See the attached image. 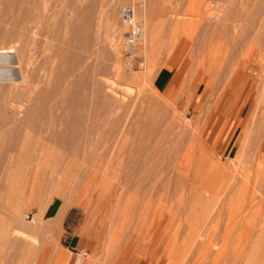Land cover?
<instances>
[{"label": "rangeland", "instance_id": "obj_1", "mask_svg": "<svg viewBox=\"0 0 264 264\" xmlns=\"http://www.w3.org/2000/svg\"><path fill=\"white\" fill-rule=\"evenodd\" d=\"M11 1L13 0L7 2L0 0V53L3 52L1 46L19 44L15 36L16 32L23 31V28L21 29L23 24L17 25L15 20L20 19L21 14L28 11L36 23L33 22L35 27L32 24L34 28L29 32L31 34H26L28 38L23 39L33 47L32 49H38L40 51L38 54L41 53L35 66V72L43 80L40 85L45 90L50 89L52 85L56 93L53 92L55 99L47 102L52 110L53 120L48 121L44 118L40 120L38 132L22 120L20 122V117H17L19 120H15V123L19 121L25 124L18 123L20 126L17 124L16 134L15 131L13 133L15 137L12 136L18 143L20 142L17 145L18 149L14 145L7 148L8 151L5 149V152L3 146H0L2 148L0 150L3 151H0V185L4 183L0 186V221L5 218L8 224V220H11L9 224L21 232L16 237V244L4 250L9 258L8 264H55L52 260L54 247L61 238L65 239L77 232L87 235L90 241L84 255L74 254L75 258L71 264H237L235 261L237 258L233 256L236 257L235 253L242 251V248L238 242L235 244L233 235L226 230L228 217L233 214L227 212L224 207L220 210L218 204L224 202L221 200V203L216 197L220 192L223 193L226 187L229 189L228 185H234L235 171H231L233 174L227 172L230 176L224 173L226 171H223L221 176H217L220 171L210 176L193 167L195 166L193 159L197 165V157L194 155L197 156L198 152L197 144L194 145L193 142L191 148L197 152L190 151L194 154H189V160L190 156L192 157L191 162L189 161L192 166L185 170L190 180L185 186H176L177 191L174 188H170L171 191L169 187L167 188L164 165L160 161L153 160L152 170L157 173L155 177H158L160 172L163 174L159 175L161 180L159 177L155 178L153 183L154 177L151 176L149 181L142 184L128 181L126 172L131 167H128L130 163L127 156L132 149V143L129 144V141L136 137L141 140L142 135L126 133L121 136L118 125L124 110L119 104L114 107L112 103L110 115L104 113L102 105L93 94L99 81L94 88L87 86L85 103L68 100L64 92L70 88V77H59L57 70L75 61L81 69L96 67L97 72H106L101 73L107 75L105 77L100 73L95 74V77L102 81L100 86L106 87L103 95L109 93V99L113 96L116 100H131L133 103L131 110L134 112L137 110L143 114L150 99L151 111L156 114L152 111L149 116V118L153 116L149 129L152 132L148 131L150 134L147 137L152 140L151 142H157L163 150H168L174 136L163 133L168 118L166 119V114L160 113V107H164L163 110L170 109L168 111L171 112V107L175 104L173 108L174 111L176 108V115H181L187 120L195 117L193 121L200 124L199 128L196 127L198 130L195 129L200 137L197 133L194 135H197L195 138L201 140L203 138L204 148L207 147V151L202 148L204 157L213 158L212 161L215 159L216 162L219 161L221 165L230 168L234 166L240 170L242 165L247 168L253 157L252 152L256 154L259 146L257 143L263 138L261 129L264 122V0H30L32 1L30 4L29 0ZM126 2L131 5L132 20L138 24L145 23L149 37L148 43H142L144 42L142 39L138 41L140 45L136 44L132 55L130 54L132 50L124 43L129 25L123 22L119 15L120 7ZM136 5H140L143 11L138 19L133 18ZM14 25L15 28L20 25V29L18 27L16 30ZM13 33L15 35H12ZM116 52L119 53V60L122 62L118 60V63ZM8 54L13 59L16 58L15 52L11 51ZM52 61L56 69L52 74L55 78L52 77L50 85L48 77L51 74ZM118 68L127 73L126 75L137 73L140 80L122 79L121 75H118ZM239 69L244 71L252 85L247 94H240L236 102L231 103L227 94L230 86L240 85L243 80L242 76L236 75ZM12 70L17 75L20 73L17 67ZM203 70L207 73L214 71L213 80L210 73L201 75L204 76L203 79L199 77L200 74H204ZM195 77L196 79H193ZM210 78L215 82L212 85V82L210 83L214 92L209 95V101L198 105L196 94L201 86L194 88L193 84L198 79L210 81ZM105 79L108 82H105ZM190 80L193 83L190 84ZM107 84L112 85L113 92L112 89H108ZM189 85L192 86L191 91ZM255 86H260L261 89L257 87L256 90ZM188 92L194 97L189 99L186 94ZM248 97L258 109H254L256 113L253 118L254 124L250 116L247 128L243 131L246 119L244 107ZM104 99L107 101L106 97ZM227 102H230L228 106L225 105ZM172 103L173 106H170ZM200 111L202 116L199 117ZM78 116H83L85 123L90 127L89 145L85 151L82 150L83 153L79 151L70 155L66 151V146L59 144L54 135L60 132L69 133L68 122ZM21 130L24 131V135ZM25 130L31 132L27 134ZM163 134L165 140L162 139ZM190 136L192 133L187 130L184 134L175 136V139L180 145L184 140L190 139ZM37 144L41 149L37 148ZM83 154H88L91 157L90 161L86 162ZM5 156L7 161L11 159L12 161H4ZM244 156L245 158L248 156L249 161ZM20 159L25 161V172L16 179L14 172ZM67 160L70 161L69 164ZM258 161V164L251 167L249 174L251 177L248 180L251 182H246L244 188L245 190L249 186L246 196L241 191L239 193L241 203L238 202L239 199L236 203L237 206L240 203L237 209L240 210L242 207L240 211L247 212L246 217L250 218V214L254 220L257 219V223L263 225L257 224L255 227L251 217L250 229H254L252 225L258 231L261 227L260 230L264 234L262 228L264 177L255 174L257 166H260L258 170H261L264 164L260 165L261 161ZM33 162L38 164L42 172L35 184L31 183L30 174ZM216 176L218 179L215 180ZM223 180L227 184L226 187ZM12 182H18L20 192L19 196H16L18 193L16 195L13 193L9 198L6 189ZM36 184L38 188L33 201L32 195ZM221 186L224 187L219 191ZM230 188L234 190L236 187ZM206 189L209 192H204L206 197H203L202 193ZM233 190L224 192L228 196ZM27 192H29L27 202L23 206L22 200ZM39 208H42V212L37 216ZM53 208L60 212L58 217L50 220L48 213ZM253 231L249 242L255 244L257 243L254 241L255 234L258 233V237L263 235L257 230L253 234ZM252 244L251 247L250 243H247L250 248L248 249L246 245L242 251L253 252L250 254V261L246 263L243 256L241 263L264 264V247L262 248L264 243H259L261 246L257 243L256 245L260 247L256 246L253 250Z\"/></svg>", "mask_w": 264, "mask_h": 264}, {"label": "bare ground", "instance_id": "obj_2", "mask_svg": "<svg viewBox=\"0 0 264 264\" xmlns=\"http://www.w3.org/2000/svg\"><path fill=\"white\" fill-rule=\"evenodd\" d=\"M13 1H15V0H13ZM13 1H11V2H13ZM6 2H7V0H6ZM28 2L30 4L32 1L30 2V0H29ZM134 9H135V13H134L133 18H137L138 19V16L143 13V11L141 10V6L140 5H136ZM87 12L88 11H86V13ZM82 13H84V12H82ZM21 15H22V17L20 19H18L16 17L17 19L15 20V24L16 23H17V25L18 24H23V27H21V29L23 28V31H21V32L19 31V33H17L15 31V29L16 28L18 29V27L20 29V25L18 27H16V28H15V25H14V28L15 29H13L16 32V36L15 37L19 41V44L17 46H16V44L15 45L1 46L2 49H3V52L0 53V139H2V140H0V142H2V141L4 142V143H1L3 145L0 144V146L1 147L3 146L2 148H4V151H5V149L7 150V148L9 149L10 147H14V145H16V148L18 149L19 146L17 147V145H19L20 142L18 143V141H16L17 139L15 140V138H13V137H15V136H13V133H14L15 130H17L16 125L18 123H20L21 120L24 123L32 126L38 132H39V130H40L39 128L41 126L40 125V120H43V118H44V120L46 119L48 121L49 120H53L52 110L49 107V105L47 104V102H49L50 100L52 101L53 99H55V97L53 98V96H54L53 92H55V91H53V89H52V87L54 88V86L51 85L52 84L51 83L52 82L51 79L53 77L52 74H53V72H55V69H56L55 68V64L53 65V61L54 60L50 63V69H51L50 72H51V74L48 77V81H50V82H48V84L50 83V85H51V88L50 89H52L51 90L52 92H51V91H48V90H50L49 88L47 90H45L40 85V83L43 82V80L41 79L40 75L37 74V72H35L36 71L35 66L39 62V56L38 55H41V53L38 54V52H40V51L38 49L37 50L32 49L33 47H30L26 43V41L23 39V38H26V34L27 33H29L31 30H33V28L35 27L34 24H33V22H35V21H33L34 19H33L32 15L29 14L28 11L25 12L24 14L22 13ZM32 24H33L34 27L32 26ZM139 25L141 26V32H140L138 38L135 41H133L132 43H130V44L126 42V39L124 41L125 45L129 49L132 50L131 53H130L131 55L134 53V47L136 46V44L138 43L140 45V43L138 42L139 40L142 39L144 41L142 43H144V44L149 42V37H148V34L146 32V25H145V23L144 24H139ZM29 34H31V33H29ZM12 35H15V34L13 33ZM27 38H28V35H27ZM138 44H137V46H138ZM136 48H138V47H136ZM11 51L16 53V58L15 59H13L12 56L8 54V52H11ZM118 54L119 53L116 52L117 61L120 58V55H118ZM119 61H121V59ZM119 61H118V63H119ZM68 63H69V61H68ZM16 67L20 69V71H19L20 73L18 75L15 73L14 70H12L13 68H16ZM239 70L236 71L237 72L236 75L242 76V79H243V80H241L242 82L240 83V85H237V86L236 85L235 86L234 85H231L230 86V90L227 92V94L230 97L229 98L230 99L229 101L231 103L232 102H236V100L240 96V94H242V93L243 94H247L249 92L250 88H251V85H252L251 82L247 79L248 77L244 74V71H242V70L239 71ZM57 71H58V74H60L59 77H61V78H63V77L64 78L70 77L69 78L70 88H69V90H67L66 92H64V94L66 95V98L68 100L74 101L75 103H85L86 100H87V86L90 85L91 87L93 86V88H94V87H96V84L99 81L100 83L98 82L99 85L97 86L99 88H97V87L94 88L95 90H93V94L96 97V99L98 100V102L102 105V108L104 110V113L105 114H109V112L112 111V106L115 105L114 107H116V105H118V104L124 110V114H122V116L120 117V123L118 125L119 126V130L121 132V136L123 137V135H126V133L129 134V135L130 134H140V135H142V139L141 140H138L139 137L138 138L136 137V139H133V140L131 139L129 141V144L132 143V149L129 150V152H128L129 155L126 153V155H128L127 156L128 157V162L130 163V165L128 167H131V169L126 172V178H127L128 181H136L137 183L142 184L143 182L149 181V178L151 176H153L154 177L153 178L154 179L153 183H154L155 180H156L155 178L158 179V177L160 178L159 175L161 174V176H163V174L160 172L159 175H157L158 177H155V175L157 173L155 174L154 173V170H152V162H153V160L160 161L164 165L165 172L164 171H162V172H164V174L166 173V177L165 178H166V186H167V188L168 187H169V189L170 188H174V190L177 191L176 190V186H179V185H184L185 186V184L188 183L189 180H190L188 178V175L185 173L186 172L185 170H187V168H190L192 166V164H190V162H191L190 160H192L191 159L192 157L190 156V160H189V154L190 155H194L193 153H190V151L192 149H194V148H191V145H193V142H194L195 143L194 145L197 144L196 146H197L198 152H197L196 149H195L196 151L192 150L193 152H197V154L195 153L197 156L194 155L195 158L197 157L196 158L197 165H196V163H195V161L193 159V163L195 164V166H193V167H195L196 169L201 170L204 173L206 172L207 175H210V176L211 175H214L215 172H218V171H220V173L218 172L219 175H217V176H221L220 174H222L223 171H226L224 173L231 172L232 170L235 171V172L232 171V172H234V175H235V177H234V175L232 177L236 178V181H235L236 184L232 180L231 182L234 183V185H231V184H230L231 186L228 185L229 186V189H232V188H230L232 186L233 187H236V188H234V190L232 189L233 190L232 194L233 193L234 194L233 195L232 194H229V192H231L232 190L229 191V189H227V187L225 186V185H227L226 182H225L226 179L224 178L225 179V181L223 180L225 182L224 186L229 191L227 193L229 195L228 196L226 195V193H225L227 191L226 189H225L226 191L224 190L225 192L224 191H223V193L220 192V194H222L221 196H219L220 195L219 192H218L219 195L218 196L216 195V197L219 199L220 202H221V200H223L222 202H224L223 204H218V208L220 210H222L223 207H224L226 210H228L227 212H229V213L232 212V214H233V216H231L230 214H229L230 216L228 215L229 217H228V222L226 223V230H228L227 231L228 233L230 232L233 235V241L235 240L234 241L235 244H237L236 242H238L240 244V245L239 244L238 245L242 248V251H244L243 248L247 245V243H250L249 246H251V244H252L251 243L252 241L251 242H249V241L251 240V234H252V231L254 229H255L254 230L255 232L257 230V232H261V234H262V231L260 230L261 227L259 228V231L255 227L257 226V224H259L260 226H263V225H261L260 223H257V221H256L257 219L254 220L253 219V216L252 215L250 216V214H249V217L250 218L252 217V219L254 221L253 224L255 225V227H253V225L251 224L252 225V228H254V229H250L249 223H250V220L251 219L248 218V217H246L247 212L246 213H243L244 211H240L242 207L240 208V210L237 209V207L241 203V200L239 199V193L242 191V194L245 193L244 195L246 196V193H247L246 190L249 189L248 188L249 186H247V189L244 190L245 185H246V182L247 183H250L251 182V181L248 182L249 178L251 177L249 175V174H251V171H250L252 169L251 167L254 164H256L258 160H259L258 162L261 161L260 165L261 164H264V153H262V152H264V122L263 121H262L263 122V125H262V128L263 129H261L262 130L261 133L263 135V138H262V140H261L260 143H257L259 145V146H257L258 147L257 148V151H256V149H254L256 151V154H254L255 152L254 153L252 152L253 157L250 159V162H249V165L247 166V168H246L245 165H242L243 167L245 166L244 167L245 169L242 170L243 167L241 166L242 168L240 170H238V169L234 168V166L232 167V165H231L232 168H230V167L221 165V163L219 161L216 162L215 159L212 161L211 159H213V158L208 159V158L204 157V155L202 153L203 152L202 151V148L205 147V145L203 144L204 142L202 141L203 138L201 140V138H195V135L196 134L194 135V133H197L195 131L196 127L199 128L200 126H198V125H200V124H197V121L196 122L193 121V118L195 119V117H192V119L187 120V119L181 117V115L179 116L177 114L179 116V119H178V117H177V115L175 113L176 108H175V111H174V108H173L175 106V104H174V106H173V103H172V105H170V106H173V107H171V112L168 111L170 109L166 110L167 109L166 108L165 110H163L164 107L161 108L162 106L161 107L159 106L160 107V110H161L160 113L161 114L164 113V115L166 114L165 115L166 116V119L168 118V122H165L167 125L165 124L166 125L165 126V132H163V133L164 134H167V135H172V137L174 136L173 139L170 141V146L168 147V150H166V149L163 150L162 147L157 144V142L156 143H153V142H151L152 140H150V138L147 137L150 134V133L148 134V131H149L150 126H151V124H150L151 121L150 120H151V118L153 119V116L149 118L150 114L153 111V110L151 111L152 108L150 107V104H151V100L150 99L148 100V98H147V100L149 102V105L146 106L147 108L145 107L146 109H145V111H143V114H144L143 115V114H141L137 110H136V112H134V110L133 111L131 110V108H132L131 107V104H133L131 102V100L128 101V99H127V101H124V99H122V100H120V99L118 100L117 99L116 100L115 98H114L115 99L114 100L113 99V96L111 95L112 97H110V98H112L113 99L112 100V99H109L108 98L109 93L106 94L107 96L106 95L105 96L103 95V92L106 90V89L104 90V88H106V87L100 86L101 83H102V81H100L99 78L95 77L96 76L95 74H99V73L101 74V73H106V72H97L96 67L81 69L75 61L72 62V63L67 64L65 68H60V70H57ZM104 71H106V70L104 69ZM197 72H199V71H197ZM213 72L214 71H212V73ZM11 73H13V74H11ZM203 73L204 74H200L199 77H201V75H205V73L207 75L209 73L212 74L211 71H208V73H207V72H205V70H203ZM126 74L123 73L120 70V68H118V75H121L122 79H127V80H130V81H138V80H140L139 79L140 77H139V75L137 73H131L129 75H126ZM196 74H198V73H196ZM101 75H103L104 77L107 76L105 74H101ZM103 76H101V77H103ZM202 77H204V76H202ZM210 77L213 80V77H215V76H213V74H212V75H210ZM53 78H55V77H53ZM211 78L209 79L210 81H208V80L203 81L202 80L203 78L201 80L198 79V81H196V83L193 84L194 85V88H198L199 86H201V87H199V91L197 92L198 94H196L198 96L197 97L198 105H199V103L201 104V103H205V102L209 101L210 100L209 99V95H211L214 92V91H212L211 86H210V83L212 82ZM107 79H108V77H107ZM193 79H196V77L193 78ZM105 82H108V81L105 79ZM105 82H103V84H102L103 86L105 85L104 84ZM189 82H190V84H191V82L193 83L192 80H190ZM213 82L211 83V85L213 84ZM237 84H238V82H237ZM46 86H48V85H46ZM107 86L109 87L108 89H112L111 90L112 92L114 91V89L112 88V85L111 84H107ZM260 86H262V85H260ZM260 86H257V87H260ZM189 87H190V91H191V87L192 86L189 85ZM257 87L255 86L256 90H257ZM99 89H103V90L100 91ZM260 89H261V87H260ZM258 92H259V90H258ZM110 94H112V93H110ZM186 94H187V96H188L189 99L192 97L191 96V92H188ZM151 95H149V96H151ZM105 97L107 98V101L108 102L104 99ZM215 98H216V96H215ZM110 100H111V102H109ZM188 100H187V102H188ZM223 100L225 101V99H223ZM213 101L211 102V105L213 104ZM216 102H217V100H216ZM230 102H227V104H225V105L228 106V103H230ZM112 103H113V105H112ZM159 105H161V104H159ZM198 105H197V107H198ZM221 105H220V107H221ZM154 106H157V105H154ZM220 107H219V109H220ZM257 107L258 106H256V108H255V105L252 103L250 97H248V99L246 101V104H245V107H244V108H246V114H245L246 119H245L244 124H243V128H242L243 131H245V128H247V125H248L247 120L249 119L250 116H252L251 120L253 121V118L256 115V113L254 112V109H258ZM201 108L204 110L203 107H201ZM261 109H259V110H261ZM227 110L228 109L226 107V111L225 112H227ZM156 111H157V109H156ZM222 111H220V113ZM168 112H170V113L168 114ZM200 112H201V115L199 113V115H198L199 117L202 116V111H200ZM153 113H154V111H153ZM154 114H156V113H154ZM216 114H217V112H216ZM218 114H219V112H218ZM221 115H222V113H221ZM161 116H159V117H161ZM193 116H195V114ZM17 117H20V122L17 121V123H15L16 122L15 120L18 119ZM142 117H144L145 119H143ZM155 118H157V117H155ZM186 118H188V117H186ZM24 123H22V124L20 123V125H25ZM251 123L252 122H250V124ZM196 124H197V126H196ZM253 124H254V121H253ZM46 125H50V124H46ZM42 126H43V124H42ZM67 127L70 129V132L69 133L68 132H60V133L54 135L56 137L57 142L59 144L65 145L66 146V151L70 155L71 154L73 155L75 153H78L79 151L82 152V150L85 151V149L89 145L88 135H89V132H90V127L85 123V118L83 116L82 117L81 116L80 117L78 116V117L74 118V120L68 122ZM253 127H254V125H253ZM253 127H251V128L253 129ZM249 129L250 128L248 127V130ZM26 130H28V129H26ZM187 130H190L191 131L192 136H190V139L184 140V142L182 144L178 145V143H177V141L175 139L176 138L175 136H178L179 134H184ZM196 130H198V129H196ZM29 131H26L27 134H28ZM41 132H40V134H41ZM149 132H152V131H149ZM18 133H20V132H17V134ZM22 133L21 134L24 135V131H22ZM15 134H16V131H15ZM164 134H163V136H164ZM198 134L199 133H197V135ZM132 136H134V135H132ZM143 136H144V138H143ZM198 137H200V135H198ZM24 138H25V136H24ZM133 138H135V137H133ZM162 139L165 140L166 137L164 136V137H162ZM52 141L55 142L54 140H52ZM253 142H255V138H254V141ZM40 143H39V145L41 146ZM39 145L37 144V148L40 147ZM1 147H0V149H2ZM30 147H31V144H30ZM43 147H45V146H43ZM206 148H204V149L206 150ZM40 149H41V147H40ZM238 150H237V152H238ZM0 151L3 152L2 150H0ZM241 151H243V150L241 149ZM143 152H144V154H143ZM209 152L210 151H208V153ZM6 154H8V153H6ZM26 154L27 153L25 152V157H26ZM123 155H125V154H123ZM32 156H33V154H32ZM207 156H209V154H207ZM209 157H211V156H209ZM240 158H241V156H240ZM244 158H245V156H244ZM246 158L245 159L248 160V156ZM83 159H85V161L88 162V161H90L91 157L88 154H83ZM20 160L23 161V159H20ZM4 161H7V157H6V160H4ZM9 161L11 162L12 159L11 160H8L7 162H9ZM239 161L242 162L241 159H239ZM66 162L69 164L70 161L67 160ZM37 163H39V162L37 161ZM132 167L134 168V170H132ZM259 168H260V166L259 167L257 166L256 173H255V169H254V173L256 174V176L264 177V168L261 169V170H258ZM4 173H5V171H4ZM228 174L229 173H227V175ZM217 176L215 177V180H216ZM228 176H230V175H228ZM230 178H228V179L230 180ZM231 179H233V178H231ZM160 180H161V178H160ZM2 183H1V185H2ZM3 185H4V183H3ZM247 185H249V184H247ZM224 186H221L220 190L219 189L218 190L221 191V189H223ZM152 187H153V184H152ZM178 188L180 189L181 187H178ZM216 188H217V185H216ZM218 190H216V191H218ZM170 191H171V189H170ZM181 191H183V190H181ZM206 191L209 192L208 189L204 190L203 193H202L203 194V197H206V196H204L205 195L204 192H206ZM234 191H236V192H234ZM183 192L181 194H183ZM244 195H242V196H244ZM238 199L240 201H238ZM242 200H244V199H242ZM237 201L240 202V203H238V206H237V203H236ZM235 204H236V206H235ZM233 208H236L235 209L236 212H234L235 210ZM1 209H2V207H1ZM249 210H250V207L248 208V213H249ZM9 214H10V212H9ZM6 216H9V215H6ZM11 218H13V217H11ZM11 218H9V219H11ZM4 219L0 221V264H8L9 263V258L5 254L4 250L8 246H14L16 244V242H17V238L16 237L21 234V232L18 231V230H16L12 226V224H9V221H11V220H8V224H7ZM262 228H264V227H262ZM250 231H251V234H250ZM255 232L253 234H255ZM218 234H220V233H218ZM218 234H216V235L217 236H220ZM257 234L258 233L255 234L256 238L254 236V238H255L254 241L257 242L258 244L259 243L260 244H263L264 243V237H263L264 234H262L263 236H259V237H258ZM224 236H225V238H227L226 235H224ZM23 237H26V236L23 235ZM221 237L222 236H220V238ZM257 243H255V244L253 243L252 244V245H254L253 248H251L252 250L254 248H256V246H257L256 244ZM223 244H224V242H223ZM259 245L257 247H260L261 246V245L260 246ZM263 245H262V248L264 247ZM224 246H225V244H224ZM246 247H248V245ZM241 248H240V250H241ZM249 248L250 247H248V249ZM234 249H235V247H234ZM217 251H219V250H217ZM232 251H234V250H232ZM242 251H240L238 253L236 252L235 253V254H237V255H235L236 257L233 256V258H237V260H235L236 263L238 262L237 264H242L241 261H243V260H245V262L248 263L250 261V259H251L250 258V254H252L253 252L251 253L248 250L247 251L250 252V253H248V252H242ZM220 255H221V253H220ZM243 256H244V259L242 260V257ZM217 259H219V258H217Z\"/></svg>", "mask_w": 264, "mask_h": 264}, {"label": "crops", "instance_id": "obj_3", "mask_svg": "<svg viewBox=\"0 0 264 264\" xmlns=\"http://www.w3.org/2000/svg\"><path fill=\"white\" fill-rule=\"evenodd\" d=\"M24 162H25L24 160L23 161L20 160L18 163V166H16V171L14 172V177L16 179H19L23 175V172H25V163ZM30 168H31V171H30L31 183L34 182V184H35L36 179L40 178V176L42 175V172H41V169L38 166V164H36L34 162L32 163ZM9 175H12V173H9ZM37 188H38V186L36 184L34 193L32 195L33 199H34L33 201H35V193H36ZM6 191L8 193L9 198H11L13 193L15 195L18 193V195H16V196H19L20 186H19L18 182H12L10 185L7 186ZM28 193L29 192H27V194L24 196V198L22 200L23 206L26 205ZM41 212H42V208H39L37 216L41 215ZM59 212H60V210L57 211L55 208H53L52 211L48 213L50 215L49 217H51L50 220H53L54 218L58 217ZM64 222L65 221H63V223ZM70 222L71 221H69V223ZM66 226H68V225H66ZM89 241H90L89 237L85 234L83 235L81 232H77L75 235H70L65 239L61 238L59 240V243L54 247V250L52 253L53 262L55 264H71L73 259L75 258L74 254L77 255L76 252L78 250H85V248L89 244Z\"/></svg>", "mask_w": 264, "mask_h": 264}, {"label": "built area", "instance_id": "obj_4", "mask_svg": "<svg viewBox=\"0 0 264 264\" xmlns=\"http://www.w3.org/2000/svg\"><path fill=\"white\" fill-rule=\"evenodd\" d=\"M131 13L132 10L129 3L126 2L120 7L119 15L121 20L129 25V29L126 31L125 38L126 42L129 44L135 41L141 32V26L132 20ZM76 253L79 256L84 255L85 250H78Z\"/></svg>", "mask_w": 264, "mask_h": 264}]
</instances>
